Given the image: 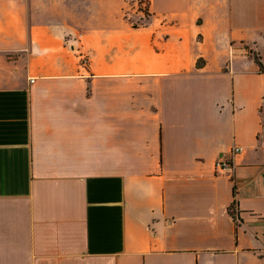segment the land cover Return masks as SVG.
<instances>
[{
    "label": "crops",
    "instance_id": "obj_1",
    "mask_svg": "<svg viewBox=\"0 0 264 264\" xmlns=\"http://www.w3.org/2000/svg\"><path fill=\"white\" fill-rule=\"evenodd\" d=\"M127 1L0 0V264H264V0Z\"/></svg>",
    "mask_w": 264,
    "mask_h": 264
},
{
    "label": "rangeland",
    "instance_id": "obj_2",
    "mask_svg": "<svg viewBox=\"0 0 264 264\" xmlns=\"http://www.w3.org/2000/svg\"><path fill=\"white\" fill-rule=\"evenodd\" d=\"M71 2L72 0H68ZM127 17L134 22L141 23L148 17V2L147 0H128L127 1ZM143 12V13H141Z\"/></svg>",
    "mask_w": 264,
    "mask_h": 264
},
{
    "label": "built area",
    "instance_id": "obj_3",
    "mask_svg": "<svg viewBox=\"0 0 264 264\" xmlns=\"http://www.w3.org/2000/svg\"><path fill=\"white\" fill-rule=\"evenodd\" d=\"M243 151V147L234 146L230 150L229 156L227 158H222L216 162V171L222 172L225 169L232 168L233 166V156L237 153H241Z\"/></svg>",
    "mask_w": 264,
    "mask_h": 264
},
{
    "label": "trees",
    "instance_id": "obj_4",
    "mask_svg": "<svg viewBox=\"0 0 264 264\" xmlns=\"http://www.w3.org/2000/svg\"><path fill=\"white\" fill-rule=\"evenodd\" d=\"M255 59L257 60V62L259 63V65H260V67H261V69H263L264 68V66H263V64H262V62H261V60H260V57L256 54L255 55Z\"/></svg>",
    "mask_w": 264,
    "mask_h": 264
}]
</instances>
